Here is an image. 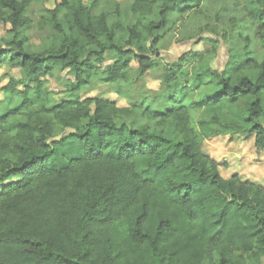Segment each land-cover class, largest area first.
Listing matches in <instances>:
<instances>
[{
    "label": "trees",
    "instance_id": "trees-1",
    "mask_svg": "<svg viewBox=\"0 0 264 264\" xmlns=\"http://www.w3.org/2000/svg\"><path fill=\"white\" fill-rule=\"evenodd\" d=\"M35 1L0 0L13 34L0 38V67L25 73L3 87L18 102L0 112V264H262L264 184L224 178L204 143L242 134L264 150V0L247 8L262 56L223 70L216 46L156 58L171 3L182 12L185 0L100 13L98 0H60L37 22L52 31L40 50L28 36ZM55 70L74 77L58 100L45 83ZM101 74L129 106L80 95Z\"/></svg>",
    "mask_w": 264,
    "mask_h": 264
},
{
    "label": "rangeland",
    "instance_id": "rangeland-1",
    "mask_svg": "<svg viewBox=\"0 0 264 264\" xmlns=\"http://www.w3.org/2000/svg\"><path fill=\"white\" fill-rule=\"evenodd\" d=\"M60 0H36L29 11L33 25L28 31L32 48L40 50L43 39L52 34L50 29L40 31L37 22L48 8H54ZM88 1V0H84ZM115 2L126 7L132 0H98L94 9L100 13L103 9L111 8ZM162 0H158L160 7ZM191 7H188V6ZM248 0H200L180 3L182 12L174 9L168 16V25L163 32L161 42L156 46V58L161 64H171L188 51H207L217 47L216 56L212 61L214 68L223 70L232 57L243 58L250 50L251 54L260 58L263 53L261 44L252 38L253 32L247 19ZM157 8L155 18L159 19ZM0 38L11 41L13 34L0 24ZM12 53V49L10 50ZM112 61H107L105 65ZM162 69L151 73L145 80V86L153 91L162 90ZM22 78L25 73L19 68L0 67V112L14 107L18 99H6L3 87L10 77ZM74 77L68 70H55L53 76L46 77V86L50 89L53 99L63 98L67 84ZM110 86L104 82V75L93 78L89 86L80 92L82 97H102L114 100L118 106H129L127 100L114 92H109ZM264 124V119H263ZM137 126V125H136ZM70 130H57L58 136L69 133ZM204 150L220 164V172L224 178L239 174L243 180H251L264 184V150L259 151L255 146L254 136L242 134L220 135L204 143ZM264 264V260L263 263Z\"/></svg>",
    "mask_w": 264,
    "mask_h": 264
}]
</instances>
